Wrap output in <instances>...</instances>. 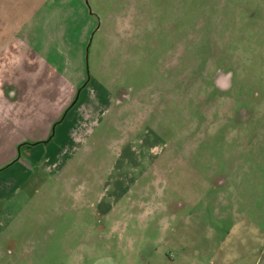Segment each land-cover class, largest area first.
<instances>
[{"label":"rangeland","instance_id":"obj_1","mask_svg":"<svg viewBox=\"0 0 264 264\" xmlns=\"http://www.w3.org/2000/svg\"><path fill=\"white\" fill-rule=\"evenodd\" d=\"M73 7L66 39L90 14L89 76L113 80L116 100L81 151L39 172L31 201L15 199L10 235L33 253L22 264H264V144L238 142L264 128V0ZM119 20L139 45L123 46V63ZM12 146L0 142V157Z\"/></svg>","mask_w":264,"mask_h":264},{"label":"crops","instance_id":"obj_2","mask_svg":"<svg viewBox=\"0 0 264 264\" xmlns=\"http://www.w3.org/2000/svg\"><path fill=\"white\" fill-rule=\"evenodd\" d=\"M73 1L0 0V142L14 145L0 157V168L8 167L0 179V238L12 245L5 251L0 244V264L33 258L31 252L19 256L18 240L10 235L19 217L11 212L15 199L27 193L31 201L39 172L57 167L84 147L116 100L113 80L105 84L89 76L91 15L83 13L86 26L74 44L66 39ZM114 48L112 60L128 59H123V46ZM107 55L106 51L100 71L107 72L110 66ZM46 142L40 149L39 144ZM19 143L24 145L18 149L27 148L19 151L23 162L16 159Z\"/></svg>","mask_w":264,"mask_h":264},{"label":"flooded vegetation","instance_id":"obj_3","mask_svg":"<svg viewBox=\"0 0 264 264\" xmlns=\"http://www.w3.org/2000/svg\"><path fill=\"white\" fill-rule=\"evenodd\" d=\"M121 24H122V21L119 20L118 27H117V35H119V37H118L119 43L117 44V46H131L132 53H134V56H137V53H138V47L137 46H139V45L136 44L135 42H133L135 39L132 38V35L130 33V30H129V33H130L129 40L130 41L129 42H126V44L123 42L122 28H121L122 26H121ZM131 40H132V42H131ZM120 53H121V51H120ZM134 60H136V62H137L138 61V58L135 57ZM119 62H120V59H119ZM122 99H125V94H123ZM119 100H121V99H119ZM239 111L241 113L240 115L244 119L247 118V117H249V115H250L247 112L248 111L247 110V107L242 106ZM262 125H264V124L262 123ZM259 131L255 130V129H247V132H245V130H242V134L240 135L241 138L238 140V142L243 145V142L244 141L245 142H248V144L251 143V142H253V141H255V142L261 141V145H263L264 144V128H262V130H261V136H260Z\"/></svg>","mask_w":264,"mask_h":264}]
</instances>
